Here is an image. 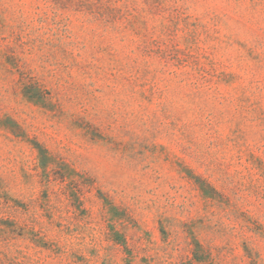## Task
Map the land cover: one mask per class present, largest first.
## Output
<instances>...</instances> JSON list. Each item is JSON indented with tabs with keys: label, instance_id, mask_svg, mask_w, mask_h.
<instances>
[{
	"label": "rangeland",
	"instance_id": "obj_1",
	"mask_svg": "<svg viewBox=\"0 0 264 264\" xmlns=\"http://www.w3.org/2000/svg\"><path fill=\"white\" fill-rule=\"evenodd\" d=\"M0 264H264V0H0Z\"/></svg>",
	"mask_w": 264,
	"mask_h": 264
}]
</instances>
